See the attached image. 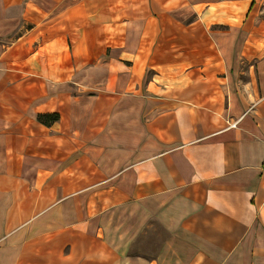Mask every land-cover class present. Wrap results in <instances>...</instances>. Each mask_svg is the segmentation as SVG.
<instances>
[{"label":"crops","instance_id":"1","mask_svg":"<svg viewBox=\"0 0 264 264\" xmlns=\"http://www.w3.org/2000/svg\"><path fill=\"white\" fill-rule=\"evenodd\" d=\"M0 3V264H264V0Z\"/></svg>","mask_w":264,"mask_h":264},{"label":"rangeland","instance_id":"2","mask_svg":"<svg viewBox=\"0 0 264 264\" xmlns=\"http://www.w3.org/2000/svg\"><path fill=\"white\" fill-rule=\"evenodd\" d=\"M29 27V22L23 19L22 8L19 7H2L0 3V48L2 44L6 45L12 42L16 37L25 33L26 28ZM241 117V116H240ZM240 120V118H239ZM227 126L230 119L226 120ZM237 125V124H236ZM155 227V229H153ZM148 229L144 237L139 239L138 245L134 248L135 252H146L149 248L153 247L155 242L164 238L162 229L154 226ZM150 251V250H149Z\"/></svg>","mask_w":264,"mask_h":264},{"label":"trees","instance_id":"3","mask_svg":"<svg viewBox=\"0 0 264 264\" xmlns=\"http://www.w3.org/2000/svg\"><path fill=\"white\" fill-rule=\"evenodd\" d=\"M38 121L44 124H50L57 120L58 114L57 113H39L36 115Z\"/></svg>","mask_w":264,"mask_h":264},{"label":"built area","instance_id":"4","mask_svg":"<svg viewBox=\"0 0 264 264\" xmlns=\"http://www.w3.org/2000/svg\"><path fill=\"white\" fill-rule=\"evenodd\" d=\"M238 122H239V118L231 120L230 123L228 122V127H235Z\"/></svg>","mask_w":264,"mask_h":264}]
</instances>
